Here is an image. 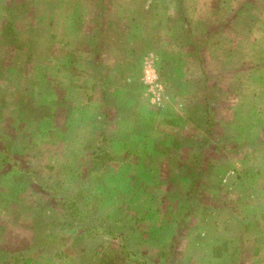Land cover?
<instances>
[{
    "label": "rangeland",
    "instance_id": "1",
    "mask_svg": "<svg viewBox=\"0 0 264 264\" xmlns=\"http://www.w3.org/2000/svg\"><path fill=\"white\" fill-rule=\"evenodd\" d=\"M120 245L264 264V0H0V262Z\"/></svg>",
    "mask_w": 264,
    "mask_h": 264
},
{
    "label": "trees",
    "instance_id": "2",
    "mask_svg": "<svg viewBox=\"0 0 264 264\" xmlns=\"http://www.w3.org/2000/svg\"><path fill=\"white\" fill-rule=\"evenodd\" d=\"M186 44H184V43L180 44V51L184 54L187 53L185 51L186 47H187ZM77 199H72L68 202L67 201L63 202V204H64L63 206H64V210L66 212V216L69 215L70 216L69 218H71L73 220V222H75L78 218L76 216V214H80V217L83 216V212L82 211L79 212L78 208L76 207V200ZM75 210H77V213H75ZM54 226H56V225L52 224V223L48 225V231L46 232V236H47L46 239H48V242L56 240L57 234H55ZM88 234H90L89 231L85 232V229H84L83 232L78 233L76 235H72L70 237V239H71L70 244L66 245L64 247V249L61 250V252H59L58 250L51 252L52 258L64 257L68 253L67 251H69V250H79L80 249L79 247H82V245H83V240H86L88 238ZM61 246H63V245H61ZM32 251L33 252H30V254H28V255H25L26 251H24V252H21L18 256H16L15 259H16L17 264H34L37 260L41 261V259L36 258L34 248H32ZM131 260H132V254H129V257H127L124 254L123 246H121V245L118 246V248L114 250L113 254L108 259V261H110V263H114V264H115V262H120V261L128 262ZM126 262H124V263L126 264ZM139 262H142V261L140 260ZM0 264H1V262H0ZM2 264H4V263H2Z\"/></svg>",
    "mask_w": 264,
    "mask_h": 264
}]
</instances>
